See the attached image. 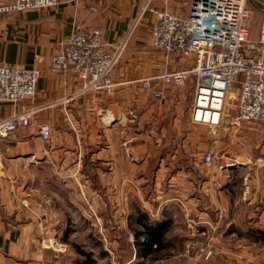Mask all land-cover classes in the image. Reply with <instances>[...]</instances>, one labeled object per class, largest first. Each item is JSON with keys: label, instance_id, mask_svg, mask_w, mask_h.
Listing matches in <instances>:
<instances>
[{"label": "crops", "instance_id": "crops-1", "mask_svg": "<svg viewBox=\"0 0 264 264\" xmlns=\"http://www.w3.org/2000/svg\"><path fill=\"white\" fill-rule=\"evenodd\" d=\"M11 1L0 0V5ZM191 2L104 0L93 11L92 0H62L40 9L0 11V65H35L40 70L34 96L18 103L0 102V119L32 104L53 103L36 112L28 123L0 135V264H41V232L50 226L68 225V218L59 220L58 199L70 190L88 196L89 170L98 195L112 192L114 209L123 190L130 191L138 178L147 177L138 168L152 160L158 163L150 169L155 184L168 177L162 197L180 199L199 220L216 219L218 211L232 225V211H242L247 217L248 210H254L248 218L256 212L254 226L264 225V164L258 163V159L264 160V123L235 124L239 83L227 95L221 139L210 165L203 160L211 149L208 125L191 117L194 77L179 86L153 79L152 87L165 90L162 98L141 87L145 77L189 66V59L168 57L152 47L150 27L153 10L185 16ZM246 7L249 39L243 50L246 55L264 58V47L256 42L264 0H246ZM139 14L110 74L113 92L89 91L62 101L75 94L81 81L70 70L52 73L50 58L71 30L97 28L101 47L113 51ZM42 124L50 127L47 139L40 134ZM167 136L174 151L169 159L156 160V155L154 160V149H161ZM177 157L178 168L168 175L171 166L167 161Z\"/></svg>", "mask_w": 264, "mask_h": 264}, {"label": "built area", "instance_id": "built-area-1", "mask_svg": "<svg viewBox=\"0 0 264 264\" xmlns=\"http://www.w3.org/2000/svg\"><path fill=\"white\" fill-rule=\"evenodd\" d=\"M62 0H12L0 5V11H24L54 6ZM78 1V0H72ZM95 11L104 0H92ZM145 7V6H144ZM144 7L140 10L143 12ZM134 20L122 44L113 51L101 47L100 31L93 27L74 28L59 51L50 58V71L58 74L70 70L81 81L74 95L89 91L111 94L114 82L111 72L116 67ZM246 0H192L185 16L166 9L153 10L150 44L168 57L189 59L188 67H175L141 79V87L155 98L164 96V88L152 87L151 81L179 86L191 76L195 79L191 117L208 125L211 149L203 154L206 163H214L221 139V119L228 93L239 83L235 124L241 121L264 123V58L249 56L243 50L249 39ZM264 47V14L260 18L258 37ZM36 60V59H35ZM40 70L35 66L0 65V102L18 103L33 97ZM53 103H36L0 119V135L28 123L33 115ZM48 124L40 126L42 138L49 137ZM260 165L263 159H258ZM2 164L0 162V171Z\"/></svg>", "mask_w": 264, "mask_h": 264}, {"label": "rangeland", "instance_id": "rangeland-1", "mask_svg": "<svg viewBox=\"0 0 264 264\" xmlns=\"http://www.w3.org/2000/svg\"><path fill=\"white\" fill-rule=\"evenodd\" d=\"M160 150L154 149V160ZM155 166L152 160L138 168L147 177L138 178L130 191L123 190L114 209L112 192L98 195L96 179L89 170L88 196L70 190L58 199L59 220L68 218V225L43 229L40 263L78 264L85 257L76 250L79 247L91 254L93 264H264V225L254 226L256 212L248 218L254 210H248L247 217L242 211H232V225L218 211L216 219L199 220L180 199L162 197L168 177L155 184L154 176L150 177ZM234 190L238 199L237 185ZM157 222L161 224L162 246L150 254H140L134 230L145 232L146 226ZM143 232L137 241L146 238Z\"/></svg>", "mask_w": 264, "mask_h": 264}, {"label": "trees", "instance_id": "trees-1", "mask_svg": "<svg viewBox=\"0 0 264 264\" xmlns=\"http://www.w3.org/2000/svg\"><path fill=\"white\" fill-rule=\"evenodd\" d=\"M170 137L167 136L163 142V146L158 153L156 160H158L161 157H165V159H169V155L174 151L170 146H171V141ZM181 155V153H180ZM179 156V155H178ZM180 157L175 158L173 161H167V163L171 166V170H169L168 175L172 174V172H175L178 168ZM156 163V162H155ZM157 165V163H156ZM156 167V166H155ZM153 167V169L155 168ZM153 176V173H151V176ZM159 226V227H158ZM154 228V229H153ZM145 232L143 231H135L134 230V237H135V242L136 245L138 246V250L140 254H150L154 250L160 248L162 246V229H161V224L158 222L154 224L153 226H146ZM143 232L145 234L146 238H144L141 241H137L138 238L140 237V234ZM78 252H80L84 257L82 261H80L78 264H93L94 259L90 256V253H87L83 250H80L79 247L76 249Z\"/></svg>", "mask_w": 264, "mask_h": 264}]
</instances>
